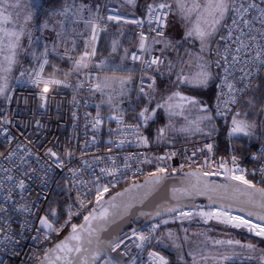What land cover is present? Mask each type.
Wrapping results in <instances>:
<instances>
[{
  "label": "built area",
  "instance_id": "1",
  "mask_svg": "<svg viewBox=\"0 0 264 264\" xmlns=\"http://www.w3.org/2000/svg\"><path fill=\"white\" fill-rule=\"evenodd\" d=\"M251 2L253 0H246V3ZM254 2L264 8V0ZM257 15V10L253 9L246 14V18L253 19ZM108 16H119L122 19L108 20ZM170 18L171 16L169 24ZM227 23L231 25V18ZM97 24L100 26L99 31L108 29L110 25L131 26L138 38L141 33L147 36L148 43L155 36L152 29L156 24L150 23L148 7L144 13H131L124 11L117 3H108L104 5ZM253 26L256 29L262 28L259 20H253ZM226 31L224 29L220 35H226ZM216 47L217 45L214 50ZM220 47L223 48V43H220ZM133 52L139 55V48H131L128 52V59L139 67L135 100L145 69L140 61L131 59ZM152 54L161 53L153 51ZM47 58L51 62L50 57ZM141 58L150 59V56L144 54ZM48 69L49 66L46 65L45 72L51 74ZM217 70L218 76L222 77L223 67ZM246 70L252 71L253 75L244 81L239 79L242 75L240 71L234 72L237 88L251 84L243 94H238L239 103L236 107L239 110L264 77V69ZM56 78L64 79V76L56 75ZM215 83L217 86L221 80L217 78ZM96 84V73L90 63L80 76L67 78L68 86L56 88L48 85L47 100L42 101L38 95L43 91L44 85L38 89L30 81L13 83L6 98L0 99V181H3L0 186V206L6 209L0 211V227H5V221L9 222L5 232H0V264H36L40 255L43 256L46 249L52 248L57 235L51 233L48 239H44L47 230L37 231L41 228L39 217L47 214L50 208H55L59 224H63L67 218L66 207L75 204L73 211L77 210L78 195L85 199L86 203L94 201L97 186L107 185L109 191L104 194L105 199L127 185L141 180L148 172L146 160L150 150L159 151L166 157L176 153L168 158L167 171L176 169L172 171L174 173L197 167L201 163L204 172L225 175L226 169L234 167L231 157L235 155L239 166L246 170L248 179L264 186V174L253 172L254 169L264 167V156L260 155L264 152V145L257 149L249 148L246 154L241 153L237 137H228L230 115L227 122L224 117H217L220 121L219 131L211 136L168 144L155 145L150 133L142 127L139 134L149 140L148 144H142L137 135L133 134L135 129L127 127L140 122L129 114L133 107L132 102L121 110L102 113L90 95ZM217 92L216 87L215 97ZM224 98L227 99V96ZM164 126L161 124L159 128ZM223 141L227 143L225 154L222 152ZM206 144L213 145L212 151L204 147ZM49 148L57 153L58 158L46 155ZM193 152L196 153L195 156L192 155ZM61 161L63 166H59ZM221 161L225 163L223 169L218 167ZM101 169L105 171L102 172ZM8 176H11L12 180L6 179ZM20 181L24 183L23 189L17 187ZM21 205L30 211H24ZM92 206L94 205H90L88 210ZM88 210H81L82 214L79 216L83 218ZM174 216L149 222L143 228L135 230L137 233L148 234L150 229H155L151 233L152 238L144 243V247L135 251L131 264H152L149 252L159 253L165 257L168 264H175L167 254L155 247L165 221ZM73 223L80 224L77 221ZM6 235L12 236L15 243L6 241ZM36 237L38 239H34ZM131 237L132 232L123 235L120 240L124 243L116 250L117 253L128 244Z\"/></svg>",
  "mask_w": 264,
  "mask_h": 264
},
{
  "label": "snow or ice",
  "instance_id": "2",
  "mask_svg": "<svg viewBox=\"0 0 264 264\" xmlns=\"http://www.w3.org/2000/svg\"><path fill=\"white\" fill-rule=\"evenodd\" d=\"M131 2V0H130ZM86 5H77L75 0H71V3H66L63 11L60 15L64 16L65 20L75 18L83 20L82 13L86 9ZM20 8V0H0V95H3L7 88L8 74L12 71L13 67L19 63L18 57L21 52H26L22 43L23 38H27L29 44L33 43L32 32L29 30V23L32 20L31 12H28L23 17V22L20 21V13L12 11L13 9ZM257 10L258 15L253 19L246 18V14L250 10ZM148 13L150 14V23L155 22L156 27L152 29L155 32V36L152 37L151 44L148 43V37L143 33L139 37V52L131 53V59L133 61H140L144 66L145 73L141 76V82L139 86L138 95L146 99L147 103L137 113V119L140 121L135 125H128L127 127L135 129L134 135H137V139L142 144H148V137L140 135L139 130L142 127H147L150 122L154 121L160 110H163L168 117L169 123L164 127L157 129V139L164 140L165 135L169 128L173 127L172 118L182 117L185 121V125L181 127L179 131L188 132H202L204 129L202 125H210L208 135L215 132L216 125L214 120L216 117H224L227 122V117L230 115L231 120L228 127V137H247L252 138L255 135L256 124L249 122L247 116L249 113L242 112L236 106L239 103L238 94H243L244 91L251 86L250 83L245 84L244 88H237L234 72L240 71V81H244L248 77L253 75L252 71L246 70L255 68L257 70L264 69V8H261L257 3H246V0H157L154 4L148 5ZM178 16L185 22L186 30L182 40L189 38H195L199 41L200 47L197 51L193 52L185 50L183 55L180 54L179 48L183 47L182 41H177L175 44L165 36V30L169 27V17ZM231 18V25L226 20ZM102 19V18H101ZM108 20H121L119 16H108ZM253 20H259L262 28L256 29L253 26ZM86 26L91 27V38L86 42L92 44L91 51L86 50L78 58L74 59L72 67L68 72L64 73V79L56 78V73L62 70L52 65L49 61L48 54L49 49L45 46L44 51L39 57L32 53L34 59H36V66L32 67L27 72L28 79L33 86L40 88L44 85L43 91L38 95L42 101L47 100L49 87L52 85L56 88L60 86H68L67 78L73 73L81 72L83 69L88 68L91 57L95 55L94 42L97 39L100 26L94 22V19L84 20ZM132 23L139 24L140 21H132ZM61 27H63L64 21H60ZM47 27V24H45ZM226 29V35L219 36V42L217 44L215 55L217 59L210 61L206 59L205 51L211 52L210 47L212 39L218 34L220 28ZM59 35V34H58ZM159 38V39H158ZM220 43H223L221 49ZM118 41H113V51H116ZM162 44L160 48V55H153L154 45ZM173 49L176 52V59H169L164 55L165 51ZM52 51H56V47L52 48ZM147 54L150 59H142V55ZM129 55L125 50V57ZM167 61V62H166ZM215 63L217 68L223 67V76H213L210 71V66ZM52 68V73L47 74L45 72V66ZM239 66V67H238ZM148 73H154L149 75ZM25 73L22 72L21 75ZM167 76L171 82V88L176 90H169L170 94L160 95L157 89V77ZM174 76L175 79L171 80ZM220 79L221 83L217 85V95L215 102L209 104L201 96L189 95L179 89L181 87L189 89L191 92H200L201 90L208 89L210 83L214 79ZM115 78L106 77L103 84H96L94 87L97 91H102L104 87H109V82ZM131 80V76L120 78L119 83L121 87ZM227 89V91H225ZM157 95H160L159 100L156 99ZM227 96V99L224 97ZM249 105L253 103L252 99L246 101ZM193 112L197 113L194 119H189V115ZM261 112L264 113V108H261ZM99 115V113L97 114ZM95 119V118H94ZM119 119V118H118ZM99 122L98 120L96 121ZM95 126V125H94ZM123 142V141H122ZM208 151H212L213 145L206 144L204 146ZM46 155L51 157H57V153L51 148L46 150ZM71 155V153H67ZM176 153H171V156H175ZM196 155L195 152L192 154ZM261 156H264V152H261ZM168 157H158L159 160H164ZM190 159V158H189ZM208 161L206 160L205 163ZM231 162L234 165L231 169H226L228 179L236 181L237 183L232 188V198L239 199L245 197L243 203L248 206L250 210L246 212V215L233 214L231 211V205L221 206L216 211L199 212L197 215L206 217L208 219H216L224 225H229L236 229H246L249 233H253L256 237L264 240V187H258L256 183L248 179L246 170L241 168L237 162V157L233 155ZM59 166H63V162H60ZM219 168H225V163L221 161L218 165ZM75 171V170H73ZM101 171H105L101 169ZM172 171H176L173 169ZM264 174V167L254 169ZM166 168H157L155 173H149L151 177L150 182L158 183L164 179L160 173H166ZM218 174V173H213ZM189 175H196V173H190ZM209 175V173H204ZM8 180H12L11 176L6 177ZM98 179V178H97ZM3 181H0L2 186ZM241 185L243 188H241ZM17 187L23 189L24 183L20 181ZM133 187H138L133 185ZM225 191H228L229 186H222ZM109 191L108 186H97L95 200L87 201L77 196L79 202L76 211H73L75 204H70L65 209L66 219L63 224H59V218L57 210L50 208L47 214L39 217V223L42 229H46L47 232L44 235V239H48L51 233H60L66 226L71 227V232L63 240L54 245L53 248L46 249L44 251V258L48 261V264H57V261H63V264H89L87 256L83 255L86 249L82 246L83 234L87 233L91 236L97 232V228L94 227V221H106L109 217V208L104 207V194ZM125 191H128L126 189ZM175 191V189H174ZM123 193H117L116 196H121ZM10 198V197H9ZM211 199V197H210ZM115 197H111L108 203L112 208H116L114 203ZM90 205H94L89 209ZM24 211H30L28 208H24ZM81 210H88L87 215H83V222L80 224L72 223L73 216H79L82 214ZM0 211H6L3 206H0ZM169 211H175L170 209ZM241 213L245 212V208L239 209ZM159 213H157L158 215ZM192 213H181L178 219L184 217H191ZM49 217H52L50 219ZM255 217V219H253ZM167 223V221H165ZM59 224V227L57 225ZM9 226V222L5 221V227H0V232H5ZM155 229H150L148 234L137 233L133 230L132 235L138 238L139 243H136V247L143 248L144 243L149 241L151 233ZM171 236V233H169ZM38 239V237L34 238ZM5 240L15 243L12 236H5ZM91 243V240L88 241ZM123 240H118L116 243L111 244V250L116 252L117 249L123 244ZM216 244H229L239 245L242 248H246L250 252H256V245L248 243L241 244L239 240H217ZM259 256L260 264H264V250H260ZM60 253L55 255L53 259L51 254ZM73 254H76L75 257ZM128 253L125 251L121 255L126 256ZM99 252L92 253V262L100 257ZM152 264H168V261L164 256L156 252H149ZM227 259V257H223ZM106 264H123L120 259L108 258Z\"/></svg>",
  "mask_w": 264,
  "mask_h": 264
},
{
  "label": "rangeland",
  "instance_id": "3",
  "mask_svg": "<svg viewBox=\"0 0 264 264\" xmlns=\"http://www.w3.org/2000/svg\"><path fill=\"white\" fill-rule=\"evenodd\" d=\"M75 2L77 5L83 4L87 6L82 13L83 20L75 18L65 20L64 16L60 15L66 3H71V0H67L58 6L49 4L47 0H20V8L12 10L14 14L17 11L20 13L21 22H23L24 15L31 12L32 20L28 27L32 32L33 43L29 44L27 38H23L22 43L26 52L20 53L18 57L19 63L15 65L12 71L8 74L7 88L4 94L0 95L1 100L6 98L13 83L29 81L27 72L37 64L32 53H35V55L39 57L44 51L45 46H47L49 49L48 57L52 54H58L68 58L71 60V63H73L74 59H78L83 54L86 47L87 50L91 51L92 44L86 45V42L90 40L92 35L91 27L86 26L84 20L94 19V22L97 23L104 4L117 3L124 11L133 12V10L123 7V5L117 2V0H75ZM228 19L229 18H227L226 22H228ZM62 20L64 21L63 27H61L60 24V21ZM45 24H47V27H45ZM185 30V22L178 16H171L168 32L165 36L170 39L173 44L177 41H182L183 47L179 48L181 55H183L186 49L195 52L200 47L199 41L195 38L182 40ZM223 30L224 28L221 27L218 34L212 39L210 45L212 51L209 52L206 50L204 53L206 59L215 61L213 50L217 45L218 38ZM98 36L99 33L94 42V45L96 43L94 46L95 49L98 42ZM54 46L56 47L55 52L52 51ZM153 47L154 50L160 52L159 50L163 45H154ZM164 55L172 60L177 58L176 52L173 49H168L165 51ZM90 63L94 67L97 84H103L106 77L115 78L109 82V87H104L102 91L94 89L90 94L98 105L99 111L103 113L121 110L128 107V104L132 102L133 107L129 114L132 117L137 118V113L147 103L146 99L138 94L134 100L139 70L138 65L125 57V50L120 53L118 47H116V51H113L112 48L107 53H103L102 51L99 53L95 52V55L91 57L89 64ZM86 70L87 68L83 69L81 72L73 74L79 76ZM210 71L213 73L214 77L218 76L215 63L211 64ZM22 72L25 74L21 75ZM148 74L153 75L150 73ZM129 76H131V80L121 87L119 79H126ZM174 79L175 77L172 76L171 80ZM216 80L217 79H214L212 82ZM164 82L165 83H157V89L160 95H167L170 94L169 90H176L171 88V82L168 77ZM2 83L3 81H0V84ZM179 90L189 95L201 96L198 95V92H191L187 88L181 87ZM160 95H157V100H159ZM196 115L197 113L193 112L189 115V119H194ZM248 120L249 122H254L256 124L255 134H257V120ZM168 123L169 120L167 114L163 110H160L154 118V121L150 122L145 128L151 133V139L155 145L205 137L208 135L210 129V125H202L204 129L202 132H181L179 130L185 125V121L182 117L177 116L172 118L173 127L168 129L164 140H158L157 129L161 124L167 125ZM214 123L216 127L219 126L217 117L214 120ZM162 155L163 154L159 151H149L146 160L148 173H155L157 168L169 169L168 158L164 160L158 159V157H162ZM201 167V163L198 164L197 168ZM216 210L217 209L212 208H199L192 212H188L192 213L191 217H184L182 219L177 218L181 214L178 213L179 215L172 217L167 223H165V227L163 228L164 231L162 230V234L160 233L158 243L161 246L166 247L170 252H174L175 260L173 261L175 264H232V262L235 261H240V264L248 262L260 264L259 256L262 254L260 250H264V240L256 237L253 233H249L246 229L232 228L229 225L220 223L216 219H208L197 215V213L201 211L208 212ZM169 233H171V236H169ZM229 239L239 240L241 244H254L256 245L257 251L250 252L239 245L215 243L217 240L226 241ZM41 257L42 255H40L39 259ZM223 257H227V259H224Z\"/></svg>",
  "mask_w": 264,
  "mask_h": 264
},
{
  "label": "water",
  "instance_id": "4",
  "mask_svg": "<svg viewBox=\"0 0 264 264\" xmlns=\"http://www.w3.org/2000/svg\"><path fill=\"white\" fill-rule=\"evenodd\" d=\"M162 157L166 156L162 155ZM190 173H196V175H189ZM204 173H206L204 170L197 167L181 170L178 173L167 171L160 173L165 178L158 183L150 182L151 177L147 175L105 198L104 207L109 208L110 211L108 219L94 221L97 232L91 236H88L87 233L83 234L82 246L86 249L83 255L88 257L89 264H93L91 259L93 252L101 254L95 264H106L108 258L120 259L123 264H131L135 257V251L140 249L136 247V243H139L138 238L131 237L128 244L118 253L111 250V244L122 239L124 234L143 228L149 222L160 221L178 215L185 210L219 209L221 206L231 205L232 213L246 215L250 209L243 203L245 197L232 198L231 186L237 182L228 179L227 174L204 175ZM133 185L138 187H133ZM224 185L229 186L227 192L222 187ZM257 186L264 187L259 184ZM241 188H243L242 185ZM126 189L128 191H125ZM117 193H123V195L116 196ZM111 197H115L116 208H112L108 203ZM241 207L245 208L244 213L239 211ZM170 209H175V211H169ZM157 213L159 214L157 215ZM70 232L54 245L68 236ZM89 240H91L90 244ZM125 251L128 254L122 256L121 254ZM57 254L60 253L51 254L52 258L54 259ZM75 255L73 254L74 257ZM36 264H48V261L43 255ZM57 264H63V261H57Z\"/></svg>",
  "mask_w": 264,
  "mask_h": 264
},
{
  "label": "trees",
  "instance_id": "5",
  "mask_svg": "<svg viewBox=\"0 0 264 264\" xmlns=\"http://www.w3.org/2000/svg\"><path fill=\"white\" fill-rule=\"evenodd\" d=\"M47 1L49 4H51L53 6H58L67 0H47ZM152 2H153V0H137V3L135 4V7L133 9V13H144L146 11V8L148 7V5L152 4ZM120 26L121 25H110L107 30L103 31L100 34V36L98 38V42H97L96 53L97 52L99 53L100 51H102L103 53L104 52L107 53L108 51H110L113 48V46H112L113 41H117V39L123 38V39H120L121 43L117 44L118 50H120V53H121L123 51V47H124L123 44L126 43V41H129V39H127L128 35H130V38L132 37L131 36L132 33L135 36H137L133 29H132L133 31L131 29H129L126 33H124V31H122L121 29L120 30L118 29ZM118 34L121 36L123 34V36L118 37L119 36ZM50 60H51L52 65H55L62 70L61 72L56 73V75H59V76H64V73L68 72L69 69L72 67L71 60H69L68 58H66L64 56H60L58 54H52L50 56ZM48 71L50 73H52V68L49 67ZM151 74H154V73H151ZM76 77H78L76 74H72L68 78L74 79ZM166 79H167V76L157 77V83L158 82L165 83L164 81H166ZM215 82L216 81L211 82L208 89H204V90H201L200 92H198V95H201V97L204 100H206L209 104H212L214 102L215 93H216V83ZM249 97L253 101V103L251 105H249L246 102L249 99ZM249 97L246 99V101L242 105L241 111L249 113V115L247 116V119L257 120L258 131H257V134H255L252 138H247V137H237L236 138L238 141V145L240 147V152L244 153V154H246L248 152L249 148L250 149H257L258 147L264 145V113L261 112V108H264V77L260 80L259 84L255 88V90L250 94ZM218 125L220 127L219 119H218ZM218 131L219 130L217 129V132ZM150 135H151V133H150ZM207 136H211V135H207ZM207 136H205V137H207ZM180 141H183V140H180ZM242 145L245 147H243ZM226 148H227V143L225 141H223V143H222L223 154L226 153V151H225ZM257 184L262 185L260 182H257ZM64 218H65V216H64ZM82 220H83V218L81 216H73L72 223L74 221L81 223ZM164 225L162 226V228L160 230L161 234L164 231L163 230V228L165 227ZM70 231H71L70 225L66 226L64 228V230L58 234L55 242H57L60 238H62L64 235H66ZM160 233H159V235H160ZM155 247L157 249L161 250L163 253L168 254L172 260H175L174 252H170L166 247L161 246L158 242L155 244ZM239 262L240 261H235V262H232V264H240ZM245 264H255V263L254 262L253 263L248 262Z\"/></svg>",
  "mask_w": 264,
  "mask_h": 264
},
{
  "label": "crops",
  "instance_id": "6",
  "mask_svg": "<svg viewBox=\"0 0 264 264\" xmlns=\"http://www.w3.org/2000/svg\"><path fill=\"white\" fill-rule=\"evenodd\" d=\"M157 0H153V2H152V4H154L155 2H156ZM117 2H119L121 5H123V7H125L126 9H129V10H133L134 9V7H135V4L137 3V0H131V2H130V0H117ZM105 5V4H104ZM104 7V6H103ZM102 7V8H103ZM102 12V11H101ZM101 12H100V14H101ZM100 14H99V17H100ZM98 17V18H99ZM99 20V19H98ZM119 30L121 29L122 31H124V33H126L129 29H133L131 26H120L119 28H118ZM103 31H105V30H101V31H98V33H99V36H100V34L103 32ZM133 31V30H132ZM119 35V34H118ZM99 36H98V38H99ZM121 35H119L118 37H120ZM122 36H123V34H122ZM121 36V37H122ZM132 37L130 38V35H128V38L127 39H129V41H126V43H124L123 45H124V47H123V52H124V50H128V52H129V50L131 49V48H134V47H136V48H139V38L137 37V36H135L133 33H132V35H131ZM117 37V38H118ZM135 37V38H134ZM120 39H123V38H119V39H117V41H118V44H120L121 43V40ZM132 41H131V40ZM123 41V40H122ZM149 44H151V41L149 42ZM95 45H96V43H95ZM94 45V46H95ZM97 47V46H96ZM97 49V48H96ZM96 49H95V52H96ZM154 51H157V50H154ZM127 58H128V56H127ZM151 74V73H150ZM219 126H217L216 128L219 130V128H218ZM217 132V130L214 132V133H216ZM214 133H212V134H214Z\"/></svg>",
  "mask_w": 264,
  "mask_h": 264
},
{
  "label": "bare ground",
  "instance_id": "7",
  "mask_svg": "<svg viewBox=\"0 0 264 264\" xmlns=\"http://www.w3.org/2000/svg\"><path fill=\"white\" fill-rule=\"evenodd\" d=\"M193 210H185V211H182V212H180V213H188V212H192ZM233 214H235V213H233ZM237 215H239V214H237Z\"/></svg>",
  "mask_w": 264,
  "mask_h": 264
},
{
  "label": "flooded vegetation",
  "instance_id": "8",
  "mask_svg": "<svg viewBox=\"0 0 264 264\" xmlns=\"http://www.w3.org/2000/svg\"><path fill=\"white\" fill-rule=\"evenodd\" d=\"M147 175H149V173H148V172H147L146 176H147ZM58 234H59V233H58ZM58 234L56 235V238H57Z\"/></svg>",
  "mask_w": 264,
  "mask_h": 264
}]
</instances>
